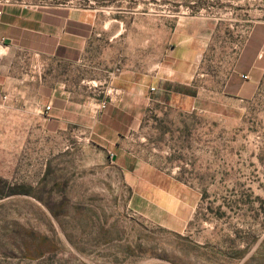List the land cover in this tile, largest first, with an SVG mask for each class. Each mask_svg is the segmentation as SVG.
Masks as SVG:
<instances>
[{"label":"rangeland","instance_id":"1","mask_svg":"<svg viewBox=\"0 0 264 264\" xmlns=\"http://www.w3.org/2000/svg\"><path fill=\"white\" fill-rule=\"evenodd\" d=\"M93 1L118 21L77 62L40 57L47 92L60 78L102 100L93 80L123 70L194 79L151 87L115 139L81 114L43 153L0 155V193L22 190L0 196V264H264V0Z\"/></svg>","mask_w":264,"mask_h":264},{"label":"crops","instance_id":"2","mask_svg":"<svg viewBox=\"0 0 264 264\" xmlns=\"http://www.w3.org/2000/svg\"><path fill=\"white\" fill-rule=\"evenodd\" d=\"M113 10V5H97L93 0H0V155L30 153L31 149L43 153L47 135L60 139L63 131H68L72 137V126L78 125L81 114L87 117L85 127L92 134L115 139L125 133L124 126L129 131L141 126L151 87L167 84V91L176 93L174 86L189 85L194 79L191 72L143 75L123 70L111 73L109 80H93L95 86L106 84L102 100L88 97L83 104L68 81L60 78L47 92L40 57L51 56L60 64L79 61V44L95 41L101 37L95 34L98 27L108 30L111 21H118L111 18ZM17 53L22 55L21 63L36 58L37 65L31 66L34 69L17 67ZM103 100L105 108L100 105ZM48 104L52 108L47 112Z\"/></svg>","mask_w":264,"mask_h":264},{"label":"trees","instance_id":"3","mask_svg":"<svg viewBox=\"0 0 264 264\" xmlns=\"http://www.w3.org/2000/svg\"><path fill=\"white\" fill-rule=\"evenodd\" d=\"M1 189V188H0ZM22 190H20L19 188H12L10 191L8 192H4V193H0V196H6V195H10V194H14V193H18L21 192Z\"/></svg>","mask_w":264,"mask_h":264},{"label":"built area","instance_id":"4","mask_svg":"<svg viewBox=\"0 0 264 264\" xmlns=\"http://www.w3.org/2000/svg\"><path fill=\"white\" fill-rule=\"evenodd\" d=\"M0 14H1V11H0ZM152 89H155V87H152ZM105 106H106V103H104V104L102 105V107H105ZM51 108H52L51 104H48V105L45 107V110L48 112V111L51 110Z\"/></svg>","mask_w":264,"mask_h":264}]
</instances>
